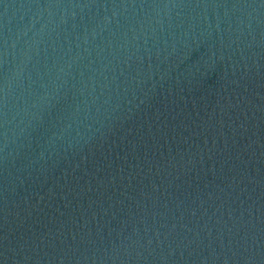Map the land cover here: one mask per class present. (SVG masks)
I'll list each match as a JSON object with an SVG mask.
<instances>
[{"label": "water", "instance_id": "95a60500", "mask_svg": "<svg viewBox=\"0 0 264 264\" xmlns=\"http://www.w3.org/2000/svg\"><path fill=\"white\" fill-rule=\"evenodd\" d=\"M0 264H264V0H0Z\"/></svg>", "mask_w": 264, "mask_h": 264}]
</instances>
